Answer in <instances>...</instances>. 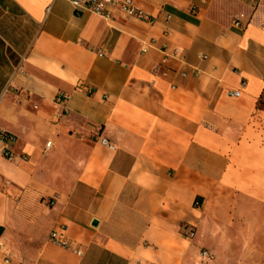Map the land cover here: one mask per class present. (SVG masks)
<instances>
[{
    "label": "crops",
    "instance_id": "crops-1",
    "mask_svg": "<svg viewBox=\"0 0 264 264\" xmlns=\"http://www.w3.org/2000/svg\"><path fill=\"white\" fill-rule=\"evenodd\" d=\"M134 1L0 0V264H189L264 207V0Z\"/></svg>",
    "mask_w": 264,
    "mask_h": 264
},
{
    "label": "rangeland",
    "instance_id": "rangeland-1",
    "mask_svg": "<svg viewBox=\"0 0 264 264\" xmlns=\"http://www.w3.org/2000/svg\"><path fill=\"white\" fill-rule=\"evenodd\" d=\"M260 104L264 107V98ZM248 212L215 231V238L201 243L188 263L264 264V207ZM203 251L209 253L208 259L201 257Z\"/></svg>",
    "mask_w": 264,
    "mask_h": 264
},
{
    "label": "built area",
    "instance_id": "built-area-1",
    "mask_svg": "<svg viewBox=\"0 0 264 264\" xmlns=\"http://www.w3.org/2000/svg\"><path fill=\"white\" fill-rule=\"evenodd\" d=\"M70 3L75 11L89 12L93 15L100 17L103 20L110 21L115 16H120L124 19H136V20H148V16L138 8L134 0H66ZM165 62V61H162ZM182 77H185V73H181ZM244 85V83H242ZM233 97L240 95L239 91H233L230 93ZM14 142V138L6 131L0 129V144L1 154L8 160H13L14 156L9 149V144ZM99 143L106 147L108 150H114L115 146L106 138L99 139ZM50 143L46 144L49 147ZM195 205H198L196 202ZM194 237V231L188 229L186 238L192 239ZM49 242L57 247L68 249L74 252L76 255H80L81 252L67 239L65 235V227H59L51 231L49 235ZM209 253L203 251L201 257L203 259L209 258ZM8 263V261H5Z\"/></svg>",
    "mask_w": 264,
    "mask_h": 264
},
{
    "label": "water",
    "instance_id": "water-1",
    "mask_svg": "<svg viewBox=\"0 0 264 264\" xmlns=\"http://www.w3.org/2000/svg\"><path fill=\"white\" fill-rule=\"evenodd\" d=\"M92 225H93V226H95V225H96V222H95V221H93V222H92Z\"/></svg>",
    "mask_w": 264,
    "mask_h": 264
}]
</instances>
